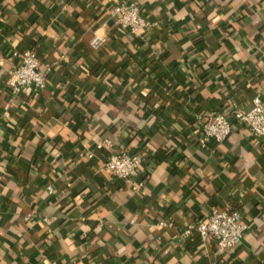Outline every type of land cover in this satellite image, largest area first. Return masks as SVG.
<instances>
[{"label": "crops", "instance_id": "1", "mask_svg": "<svg viewBox=\"0 0 264 264\" xmlns=\"http://www.w3.org/2000/svg\"><path fill=\"white\" fill-rule=\"evenodd\" d=\"M122 2L155 27L119 29ZM29 49L48 86L14 97ZM256 96L264 0H0V264H264V144L237 125L204 147L195 127ZM122 150L145 154L142 193L105 170ZM212 209L242 213L241 246L184 235Z\"/></svg>", "mask_w": 264, "mask_h": 264}, {"label": "built area", "instance_id": "2", "mask_svg": "<svg viewBox=\"0 0 264 264\" xmlns=\"http://www.w3.org/2000/svg\"><path fill=\"white\" fill-rule=\"evenodd\" d=\"M112 16L119 29L133 35L142 36L156 25L144 15L143 9L137 3L117 4L112 9ZM106 43L105 37L96 35L92 45L95 49H99ZM14 56L19 59V63L7 81L11 94L16 97L26 89L45 90L48 86L50 69L42 68L37 52L31 49L15 51ZM237 125L246 128L250 137L264 144V99L261 96L253 99L252 107L248 111H243L238 106L229 110H217L207 116H199L195 123L199 133L198 139L204 147L211 142L224 143ZM144 156L143 152L138 151H112L105 162V170L133 193H142L146 183L143 178ZM52 192L51 188L50 193ZM160 225L171 226L165 221ZM249 229L250 226L245 222L241 212L212 209L207 215L189 225L184 235L189 236L196 231L203 242L208 239L215 240L217 254L220 255L241 246Z\"/></svg>", "mask_w": 264, "mask_h": 264}]
</instances>
